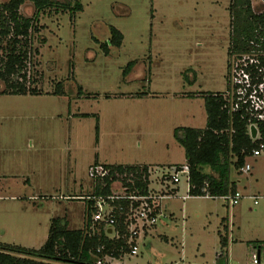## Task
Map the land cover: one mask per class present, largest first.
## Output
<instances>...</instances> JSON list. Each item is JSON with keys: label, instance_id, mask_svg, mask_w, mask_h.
<instances>
[{"label": "rangeland", "instance_id": "obj_1", "mask_svg": "<svg viewBox=\"0 0 264 264\" xmlns=\"http://www.w3.org/2000/svg\"><path fill=\"white\" fill-rule=\"evenodd\" d=\"M78 1L84 11L74 21L56 9L40 14L43 29L33 36L39 53L27 72L43 94L0 95V244L38 250L58 217L82 229L86 203L79 198L93 192L96 161L150 166L153 181L184 165L174 130L204 129V96L228 87L229 0ZM261 6L254 0L256 10ZM21 13L33 17L36 9L28 2ZM111 27L124 36L120 48L110 45ZM58 84L62 95L54 94ZM231 178L249 182L243 195L261 193L263 166ZM178 188L177 198L164 202L176 220L162 219L146 239L154 250L141 242L137 257L114 264H223L219 231L225 234L221 222L228 217L234 222L228 264H245L251 248L264 245V201L258 207L249 198L235 207L222 199L183 201L187 181Z\"/></svg>", "mask_w": 264, "mask_h": 264}, {"label": "trees", "instance_id": "obj_2", "mask_svg": "<svg viewBox=\"0 0 264 264\" xmlns=\"http://www.w3.org/2000/svg\"><path fill=\"white\" fill-rule=\"evenodd\" d=\"M260 1L262 6L256 10L254 0H229L230 57L254 52L264 54V0ZM28 2L36 9L33 17H24L21 13L22 6ZM53 9L62 14L70 13L72 21L84 11L78 0H66L64 3L56 0H7L0 5V82L4 84L0 95L43 94L35 86L38 81L28 78L27 70L33 60L32 54L39 53L38 49H33V36L43 29L37 23L40 14ZM110 32V45L120 48L124 41L123 34L113 27ZM101 48L109 53L106 44ZM261 61L264 65V56ZM133 65L130 64V68ZM57 86L54 94H64L62 84ZM224 93L204 96L207 114L204 129L180 127L174 130V138L184 149L185 166L190 172L191 197L222 198L235 194L238 191L237 182L232 180L231 174L242 173L251 160L252 150L258 145L248 135L247 123L224 108ZM98 165L95 163L92 167ZM102 167L108 175L94 181V190L87 196L109 195L113 184H121L128 191L141 194L150 192V166L103 164ZM182 167L176 165L168 168ZM83 201L86 204L82 229L71 230L67 217L54 218L48 239L38 250L0 244V264H95L98 257L113 254L119 260L127 256L129 233L123 219L117 228L118 235L109 234L103 225L93 224L94 203L87 199ZM220 243L224 255L228 237L221 235ZM101 248L102 254L98 255L97 251Z\"/></svg>", "mask_w": 264, "mask_h": 264}, {"label": "built area", "instance_id": "obj_3", "mask_svg": "<svg viewBox=\"0 0 264 264\" xmlns=\"http://www.w3.org/2000/svg\"><path fill=\"white\" fill-rule=\"evenodd\" d=\"M263 53H251L234 56L229 73V88L223 95L224 108L231 115H238L241 120L247 123L248 135L254 142H258L256 148L251 152V160L242 169V173L250 175L257 164L263 166V189L262 192L245 196L237 191L233 195L222 198L228 206H238L243 199L249 198L255 207L264 201V65L261 58ZM256 128V137L252 138L251 128ZM151 168V167H150ZM152 169V168H151ZM108 172L101 164L90 168V176L93 182L104 178ZM148 194H141L137 191H128L121 184H113L112 193L109 195H91L79 199H87L94 203L93 224L103 225L109 234L118 235L117 230L120 220L128 227L129 253L127 256L137 257L140 252L141 239L148 232L153 230L161 220L168 218L164 202L177 198V192H173L182 183L187 181L188 192L183 200L189 199L191 189V178L188 168H166L161 177L155 181ZM165 180V181H164ZM156 183L160 189L153 188ZM161 186L163 187L161 189ZM209 198V197H205ZM256 250L248 264H264V256ZM98 255L102 254V248L98 249ZM117 259L113 254L98 257L95 264H114Z\"/></svg>", "mask_w": 264, "mask_h": 264}, {"label": "crops", "instance_id": "obj_4", "mask_svg": "<svg viewBox=\"0 0 264 264\" xmlns=\"http://www.w3.org/2000/svg\"><path fill=\"white\" fill-rule=\"evenodd\" d=\"M195 74V73H194ZM196 97H198V95L196 94L195 95ZM183 97H188V98H190L189 96H187V95H184ZM95 163H98V164H101V163H99V162H95ZM101 165H103V164H101ZM124 166H128V165H124ZM140 166H147V165H140ZM255 169V168H254ZM252 175V174H251ZM246 180H249L248 179V177H246ZM236 182H237V188H238V191L239 192H242V188L244 187L246 190H247V185H249V182L247 183L246 181H241L240 179H237L236 180ZM92 190H94V184H93V187H92ZM253 191V190H252ZM252 191H250V193L252 192ZM175 192H179V188L177 187V189L175 190ZM257 194H259V192H255V193H252V194H250L249 196H253V195H257ZM191 198H193V197H191ZM194 198H204V197H194ZM188 200V199H187ZM187 200H183V201H187ZM260 206V205H259ZM230 207V206H229ZM255 207V206H254ZM258 207V206H257ZM165 209H166V211L169 213V215L170 216H168V219L171 221V222H174L173 220H176V213H175V211H168L169 210V205L168 204H166V206H165ZM167 214V213H166ZM169 220H167V221H169ZM161 224V223H160ZM234 224V222L232 221V218H230V217H228V218H224V219H222V222H221V227L225 230V234L224 235H226L227 237H228V246H229V232H232V225ZM70 225V224H69ZM165 225L168 227V228H171V226L168 224V223H165ZM156 228V227H155ZM154 228V229H155ZM153 230H151L150 232H152ZM150 232H148L146 235H144L143 237H142V239H141V242H143V247L146 249V250H148V251H150V252H152L153 250H154V246H153V244L151 243V242H149V241H147L146 239H148V237H149V235H150ZM222 231H219V234H220V236L221 235H223L222 233H221ZM49 236V235H48ZM219 236V237H220ZM228 249V247L225 249V254L223 255V254H221V255H219V253H217L219 256V258L220 259H218V261H223V264H228V262H227V259L229 258V251L227 250ZM252 249V253H251V256H252V254L256 251V250H260L261 252V254L264 256V245L263 246H254V247H252L251 248ZM184 250H183V256H182V258H181V260H183L184 259ZM251 259V258H250ZM250 259L245 263V264H248L249 263V261H250ZM116 262V261H115ZM175 264H185L183 261L182 262H177V263H175Z\"/></svg>", "mask_w": 264, "mask_h": 264}, {"label": "water", "instance_id": "obj_5", "mask_svg": "<svg viewBox=\"0 0 264 264\" xmlns=\"http://www.w3.org/2000/svg\"><path fill=\"white\" fill-rule=\"evenodd\" d=\"M256 133H257L256 128L255 127H252L251 128L252 138H255L256 137Z\"/></svg>", "mask_w": 264, "mask_h": 264}]
</instances>
